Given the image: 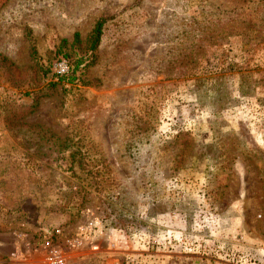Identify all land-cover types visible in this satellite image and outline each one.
Segmentation results:
<instances>
[{"label":"rangeland","instance_id":"obj_1","mask_svg":"<svg viewBox=\"0 0 264 264\" xmlns=\"http://www.w3.org/2000/svg\"><path fill=\"white\" fill-rule=\"evenodd\" d=\"M87 209L102 232L72 247ZM52 247L66 264H264L259 0H0V264Z\"/></svg>","mask_w":264,"mask_h":264},{"label":"built area","instance_id":"obj_2","mask_svg":"<svg viewBox=\"0 0 264 264\" xmlns=\"http://www.w3.org/2000/svg\"><path fill=\"white\" fill-rule=\"evenodd\" d=\"M72 68V63L66 57L58 58L53 63V72L56 76H68L72 73ZM85 214L87 220L79 227L78 238H68L66 240L72 247L81 246L86 239L94 238L102 232L100 218L91 209L85 210ZM93 248H98V245L93 246ZM67 260L68 251L57 247L50 248L44 259L45 264H66Z\"/></svg>","mask_w":264,"mask_h":264},{"label":"trees","instance_id":"obj_3","mask_svg":"<svg viewBox=\"0 0 264 264\" xmlns=\"http://www.w3.org/2000/svg\"><path fill=\"white\" fill-rule=\"evenodd\" d=\"M259 6L264 8V0H259ZM207 18H209V21L211 22L212 25L214 23L215 27H219L218 22L223 21V17L219 16L218 14H209V15H207ZM104 23H105V19L104 18H100L96 22V24H95V26H94V28H93L90 36H89V39H88V41H89V50H91L93 52H95L98 49V47H99V45L101 43L102 30H103ZM218 30H219V28L216 29L217 32H218ZM221 30L222 31L219 32V34L220 35L222 33L225 34L226 31L224 29H222V28H221ZM76 36L79 37V34L77 33ZM78 67H79V64H77L76 67L73 65L72 73L70 75H68V76H56L55 74L54 75L58 79H61V80L64 79V80L70 81V80H73L75 69L78 68Z\"/></svg>","mask_w":264,"mask_h":264}]
</instances>
